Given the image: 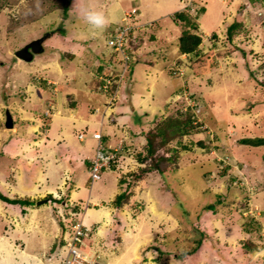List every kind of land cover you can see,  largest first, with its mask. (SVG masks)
<instances>
[{
  "label": "rangeland",
  "instance_id": "obj_1",
  "mask_svg": "<svg viewBox=\"0 0 264 264\" xmlns=\"http://www.w3.org/2000/svg\"><path fill=\"white\" fill-rule=\"evenodd\" d=\"M65 1L0 0V193L35 200L33 205L23 207L0 200V264H63L66 256L64 241L69 230L67 223L71 220L66 204H71L62 203L66 195L60 192L55 194L60 202H52L48 198L51 193L43 188L44 185L56 187L63 176L47 174V182L36 180L43 163L35 157L37 153L34 155L29 150L35 145L26 146L28 142L24 140L36 137L26 128L22 129L28 123L30 112L33 118L44 117L41 108L52 97L47 87L65 86L70 93L69 87L82 84L84 77L77 74L80 69L92 73L93 68L97 70L105 63L102 59L107 61L113 57L109 62L121 61L118 55L110 53L112 49L107 44L108 34L120 22V7L125 11L136 8L138 16L144 14L140 21L157 16L165 18L166 25H170L171 15L181 11L190 0H142L141 4L132 0H72V9L70 5L66 14L62 8ZM193 1L205 9L199 16L198 28L192 29L193 33L202 35V41L193 56L185 58L187 63L180 73L174 75L184 80L180 89L185 86L188 94L194 96L193 101L189 106L183 99L170 105L166 103L169 96L160 118L176 116L175 108L182 106V110L187 109L183 112L192 114L200 126L182 137L180 144L172 142L157 152V155L169 156L172 152L166 149L176 148L179 157L172 163V171L163 174L142 171L140 166L148 168L154 162L149 159L139 164L138 157L132 155L119 163L121 169L116 175L104 171L99 180L92 181L84 160L76 159V167L67 176V185L73 182L79 190L80 196L74 201L83 210L90 186L95 188L92 199L98 200V194L106 205L116 206L112 203L116 195L113 177L129 179L119 189L127 193L121 207L113 210L114 225L120 229L116 224L123 219L121 230L128 232L129 242L138 240V255L135 259L134 254L130 259L121 258L119 264L123 261H127L124 264H264V145L239 141L264 137V5L247 0ZM89 9L105 14L106 24L102 29L93 28L84 19L83 13ZM239 20L242 22L239 31L228 40V26ZM177 23L181 34L187 26L181 21ZM148 31L150 28L138 34L145 35ZM40 37H45L42 53L34 55L31 61L15 56L17 50ZM95 42L106 55L97 56V51L90 48ZM49 61L59 63L62 70L69 72L65 83L43 73L41 64ZM180 61L176 58L169 65ZM168 72L173 75L170 68ZM48 79L55 83H48ZM45 94L50 96L44 100ZM65 104L68 106L67 97ZM6 108L13 116L12 128L4 124ZM62 124L70 127L71 121L52 119L49 139ZM76 134L88 138L93 135L89 129H75L72 137L75 142H79ZM182 143L188 149H182ZM138 145L141 150L142 144ZM60 155L64 168V151L42 155L46 167L49 166L44 168L47 173L51 163H56L54 157ZM130 184L133 187L128 190ZM41 199L47 201L36 204ZM208 204H212L211 209L206 208ZM106 231L109 236L104 238L105 243L98 244L103 253L85 250L96 262L100 256L110 253L118 257L127 255L122 252L124 249H118L119 252L111 249L114 243L124 244L125 239L122 243L121 237L114 238L112 227ZM200 232V246L183 255L197 245L195 241L200 238Z\"/></svg>",
  "mask_w": 264,
  "mask_h": 264
},
{
  "label": "crops",
  "instance_id": "obj_2",
  "mask_svg": "<svg viewBox=\"0 0 264 264\" xmlns=\"http://www.w3.org/2000/svg\"><path fill=\"white\" fill-rule=\"evenodd\" d=\"M132 1L141 4L142 0ZM70 5L72 9V3ZM124 11L125 9L122 7L118 9L120 19ZM141 15L138 16L139 19H141ZM171 16V18H173V14ZM141 21L143 23L151 22V26L149 27L150 31H148V33L145 32V35L142 34L141 38L137 40L136 46L138 47V49L140 48V56L136 60V62H133L130 65L129 74L126 75V78H124L126 81L125 83H120L117 94L118 99L117 101H115V103L112 104V106L107 107L109 97L98 91L99 82L96 76V68L92 69V73H90L89 71L85 72V70L83 71L82 69H80L79 71L81 74L77 73V71L75 70L72 72H76L80 77H84L83 79H81V86H72L71 88L69 87L70 93L65 90V86L58 85L57 87H47V91L49 94L50 92L52 93L50 94L52 97L50 98L51 100L47 99L50 96L49 94V96L45 94L43 97L44 100L47 99L44 101L45 106L41 108V110H44V117L33 118L34 115L31 114V112L28 114L30 115V118L28 120V123H26L27 127L25 126L22 129L26 128L27 131H30L33 136L36 137V139L30 140L25 137L24 140H27L28 142V145L26 146L31 145L33 147L35 145L33 148L29 149L26 147V149H29L32 153H34V155L37 153L35 157H37L43 163V165L41 166L42 169H40L39 171H37V165L35 166V170L37 171L36 180L47 182V174L51 177H54V174L63 176L56 187H47L46 185L43 186L45 192L51 194L54 193V196L59 192L61 195H66V199L62 203H65L67 201L70 204L79 205L74 201L77 196H80L79 190L77 191L76 185L73 184V182H71V186L67 185V182L69 183L67 176L72 171L73 167H76L75 162H77L79 159L84 160L85 166L87 168V174L90 177V160L95 156L99 143L106 146L107 148L112 149L118 148L120 145L124 146L125 144H132L138 148L139 143H141L143 147L145 143L144 133L148 131V129L152 128L155 122L159 120V118L161 117L160 112H162L166 107V99L171 96V94H174L175 91H178L181 87V82H184L182 78L170 75V72H168L169 64L174 59L180 58L181 61H186L185 54L181 53L178 48V37L180 35L178 32L180 25L176 21H174V19L170 25H166V19L163 17L159 18L157 16H154L149 20L142 19ZM73 29H76V27H74ZM147 37L148 39L146 40L145 38ZM147 42H150L151 44H149L148 47H145L147 45ZM98 45L99 43L95 42L91 45L90 48L93 51H97L95 52L97 56L101 54L106 55V53L102 51V49H100ZM100 58L101 57L99 56V59ZM146 60L149 61V63H145ZM109 61H111V59ZM142 63H144V65ZM41 69L44 70V74H47L48 76H56L59 79V82L64 83V78H66L69 73H66L64 69L62 70L59 63L53 64L50 61L47 63H42ZM47 81L48 83H55V81H52L50 79H48ZM140 81H142V84ZM133 91H135L136 93L134 94ZM66 97L68 99V106L65 104ZM43 99H41L42 103ZM49 108L52 109L49 111ZM98 108H100L99 111H94ZM46 111H49V116H45ZM53 118H60L63 120L68 119L69 121H71V126L67 127L66 124L57 126L54 136L49 139L50 137L48 133ZM13 126H15V123ZM75 129H85L87 131L89 129L93 134L99 132L101 134V139H95L93 135H91L92 137L90 136V138L86 136L79 138V134H76V137H78L76 139H78L79 142H75L72 138L73 131ZM80 132L81 131H79V133ZM17 141L18 140H16V142ZM20 145L21 144H19V146ZM20 151L22 152L24 150L21 148ZM60 151H64L65 167H61L62 165H64L61 162V155L58 158L54 157L56 163L52 162L50 165V163L48 162V165H50V171H48L47 173L44 168H48L49 166L46 167L44 163L45 157L43 158V156H47L48 153L56 154ZM60 162L61 164H59ZM61 170H63V173ZM106 172L109 175H116L115 171ZM113 178L114 179L112 180V184H115H113L112 186L114 187V185H116L115 190H113V194L117 195L119 194L118 192L121 191L119 189H122L121 186L126 184L129 179L121 180V178H118V176H115ZM131 187L133 186L130 184L128 186V190H130ZM107 188L108 186H106V189ZM92 189L95 188L93 186L91 188L90 186L89 196L87 198L85 206H83L84 210L82 209L81 205H79L76 209L80 210L82 214H80V216H82L81 219L84 224L86 226L92 227L93 229V233L86 240L84 250H97L99 253H103V250L100 249L101 246L98 244H100L101 242L105 243L104 238L106 236H109L106 235V230L109 227H112V233H114L112 236H114V238L121 237L122 243L125 239L126 244L124 243L119 246L118 243H114L116 245L113 244L111 246V249L115 248V250L117 249L118 252L120 251L118 249H124V251L122 252H125L128 256L123 254V256L118 257V254L112 253V255H110V253L109 256L106 257H102L103 255L100 256V261L98 262H101L102 264H119L118 260H120L121 258H123L124 260H126L127 258L130 259L133 254L135 255L133 259H135L136 255H138V240L137 242H135L133 239H131V241L129 242L128 232H122L121 230L123 219L121 221L118 220L116 224L120 225V229H116V226L114 225V218L116 215L113 210L115 209V207H121V205H111L112 207L109 205V207L105 204L104 201L99 199L98 194L96 195L98 200L92 199V194L95 196ZM106 192L107 190L104 191L105 194ZM98 193L100 194V192ZM55 197L59 198V196ZM127 240L129 244H127ZM126 262L127 261H123L121 264H124Z\"/></svg>",
  "mask_w": 264,
  "mask_h": 264
},
{
  "label": "built area",
  "instance_id": "obj_3",
  "mask_svg": "<svg viewBox=\"0 0 264 264\" xmlns=\"http://www.w3.org/2000/svg\"><path fill=\"white\" fill-rule=\"evenodd\" d=\"M199 8L200 6L198 4L190 0L185 4L184 10L189 15L196 16L198 15ZM150 26L151 22H141L138 17L137 9L132 8L130 11H124L122 13L120 22L108 34L107 44L109 48L111 47L112 49L110 53L112 55L113 53L114 55H118V58H120L122 63H120V65L118 64L121 69H114V63L109 62L110 59H108V63L105 61V65L102 64L103 68L101 72L96 75L99 82L98 91L109 97L107 107L112 106V104L118 99L117 91L128 71L129 62H134L139 58L140 52L136 46L137 34ZM185 56L188 58V54ZM185 62L186 61L183 63L174 62L171 64L169 66L171 73L173 75L179 74L182 66L186 64ZM192 98V95L188 94L185 90V86H182L179 92H176L169 97L167 103H170V105H176L180 99H183L189 106L193 101ZM51 109L52 108H49V111ZM49 111L45 112V116L50 115ZM182 111H187V109ZM93 136L95 139H101V134L99 132L94 133ZM82 137L83 135L79 134V138ZM103 149L102 144L99 143L95 156L90 160L89 174L92 181L99 180L104 171H119L121 169L119 163L135 153V149H123L121 145L119 148H115L112 151H103ZM113 162L116 163L115 169L111 167ZM68 214L69 217H71V220L67 223L68 226L66 224L69 230L64 241L66 256L64 257L63 264H94L96 260L84 250L86 240L90 237L93 231L92 227L84 224L82 219L79 218V212L69 211Z\"/></svg>",
  "mask_w": 264,
  "mask_h": 264
},
{
  "label": "trees",
  "instance_id": "obj_4",
  "mask_svg": "<svg viewBox=\"0 0 264 264\" xmlns=\"http://www.w3.org/2000/svg\"><path fill=\"white\" fill-rule=\"evenodd\" d=\"M249 3L251 4H263L264 5V0H247ZM72 0H66L64 2V4L62 5L63 8V12L66 14V12L68 11L70 4H71ZM205 11V9L203 7L199 8L198 13L201 14ZM198 16H190L188 13L184 12V11H179L173 14V19L174 21H181L184 22V24L187 26V28L183 29L181 31L180 36L178 37V48L179 51L181 53H195L196 49L199 47V44L202 41V37L199 34L193 33L192 29H197L198 28V20H197ZM242 25V22L239 21H234L232 24H230L227 28V39L231 40L233 35L235 33H237L236 31H239L240 27ZM113 30V29H112ZM216 37V33L213 34ZM142 34H137V40L139 38H141ZM137 45V44H136ZM114 55V54H113ZM113 57H111V61H113ZM103 62H105L102 59ZM117 63H122L121 61H118L116 63H114L113 68L114 69H118V64ZM133 63V61L129 62L128 65V71L130 70V65ZM120 65V64H119ZM170 66V65H169ZM103 66L100 65L97 68V73H100L102 70ZM121 69V67H119ZM169 68V67H168ZM129 74V73H128ZM126 73V75H128ZM126 75L124 78H126ZM43 84L45 85L46 82H43ZM181 89H179L176 92H179ZM173 95V94H172ZM194 97V96H193ZM167 103V102H166ZM168 104V103H167ZM167 106V105H166ZM175 112H176V116H172L169 115L166 118H159V120L157 122H155L154 126L150 129H148V131H146L144 133L145 136V143L142 147L141 150H138L137 147H135L132 144H128V145H124V149L125 148H133L135 149V156L138 157V162H140L139 164H145V162H147L149 159L154 162L152 164V166L146 168V166H140V170L142 171H157L160 174H163L165 171H172V163H174L176 161V159H178V151L176 150V148H167L166 151L167 152H172L171 155L169 156H162V155H157V152L160 150V148L175 142L176 144H180V140L182 139V137H184L185 135H189L193 130H195L199 125H197V123L194 121L195 118L192 116V114L187 113V112H183L182 111V106L175 108ZM240 142L244 143V144H251V145H264V137H255V138H243L239 140ZM200 146L205 147V144L203 142L199 143ZM103 146V151H112L114 150V148H107L106 146ZM182 149H188L187 145H184L182 143ZM111 167L113 169L116 168V163H112ZM211 172V171H209ZM209 172H207L209 174ZM134 173V172H133ZM207 174V175H208ZM206 176V174L204 175ZM121 180L125 179V177H120ZM234 178V177H233ZM126 193L125 190L124 192H121L119 194L116 195L115 199L113 200V204L116 206H119L123 203V200L126 198ZM48 198L55 203H59L60 202V198H53L51 194L48 195ZM0 200L8 203V204H12V205H19V206H28V205H33L35 200L31 199L30 197H22V196H13V197H9L7 195L1 194L0 193ZM220 202V201H218ZM67 207L69 209H73V211H75V209L78 208L77 204H71L68 205L66 204ZM206 208L211 209L212 208V204H208L206 205ZM67 216H69V214L67 213ZM80 216V215H79ZM202 232H200V238L197 239L195 242L197 243V245L189 252H183V255L189 254L192 251L194 252L198 246H200V244L202 243ZM254 248H257L254 245ZM94 264H102L101 262H95Z\"/></svg>",
  "mask_w": 264,
  "mask_h": 264
},
{
  "label": "water",
  "instance_id": "obj_5",
  "mask_svg": "<svg viewBox=\"0 0 264 264\" xmlns=\"http://www.w3.org/2000/svg\"><path fill=\"white\" fill-rule=\"evenodd\" d=\"M43 40L44 37H40L30 41L29 43L25 44L19 50L15 52V56L19 59L24 61H31L34 58V55L43 52ZM5 127L12 128L14 125L13 116L8 108L5 110ZM47 199H41L36 202L39 204L41 202H46Z\"/></svg>",
  "mask_w": 264,
  "mask_h": 264
},
{
  "label": "clouds",
  "instance_id": "obj_6",
  "mask_svg": "<svg viewBox=\"0 0 264 264\" xmlns=\"http://www.w3.org/2000/svg\"><path fill=\"white\" fill-rule=\"evenodd\" d=\"M193 1V0H192ZM194 3H196V4H198L197 2H195V1H193ZM185 7V6H184ZM184 7L182 8V11H184V12H186L185 10H184ZM187 13V12H186ZM202 14V13H201ZM201 14H199L198 13V15H196V16H198L197 17V20H198V18H199V16L201 15ZM83 15H84V19L87 21V23L88 24H90L93 28H98V29H102L104 26H105V24H106V17H105V14L102 12V11H99V10H96V9H89V10H85L84 11V13H83ZM191 16V15H190ZM201 37H202V35H200ZM185 55L186 54H188V58H190V55H193V53H184ZM187 58V59H188ZM185 63H187V60H186V62ZM184 63V64H185ZM123 147V149H124V146H122ZM119 148V147H118ZM115 149V148H114ZM126 149V148H125ZM133 155H135V154H133ZM129 158V157H128ZM127 158V159H128ZM126 159V158H125ZM114 171V170H113ZM116 172V171H115ZM118 172V171H117ZM79 206V205H78ZM69 211H73V209H68V212ZM75 211L76 212H79L80 214H81V212H80V210H76L75 209ZM67 212V213H68ZM92 233H93V231H92ZM91 233V234H92ZM91 236V235H90Z\"/></svg>",
  "mask_w": 264,
  "mask_h": 264
}]
</instances>
